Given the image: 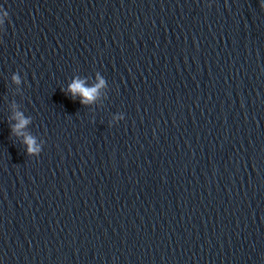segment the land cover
Segmentation results:
<instances>
[{"label": "water", "instance_id": "95a60500", "mask_svg": "<svg viewBox=\"0 0 264 264\" xmlns=\"http://www.w3.org/2000/svg\"><path fill=\"white\" fill-rule=\"evenodd\" d=\"M0 7V264H264L260 0Z\"/></svg>", "mask_w": 264, "mask_h": 264}, {"label": "clouds", "instance_id": "9594fccd", "mask_svg": "<svg viewBox=\"0 0 264 264\" xmlns=\"http://www.w3.org/2000/svg\"><path fill=\"white\" fill-rule=\"evenodd\" d=\"M260 6L264 8V0H260ZM8 15V12L3 7H0V24H2L3 21L8 18ZM12 80L17 84L20 83V77L16 74H13ZM96 81L97 83L95 85L89 87L86 86V78L74 77L67 85V88L64 89V91H66V93L73 99L79 97L80 104L88 105L96 99L98 95V89L101 88L105 83L99 74L96 76ZM122 118L123 117H119V119ZM15 119L16 123H14L11 128L16 135L23 137L22 143L25 146L26 154L30 156L38 155L41 152L40 144L37 143L34 136L22 131L30 121L27 118H24L19 112L15 113Z\"/></svg>", "mask_w": 264, "mask_h": 264}]
</instances>
